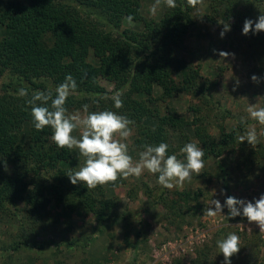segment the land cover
I'll list each match as a JSON object with an SVG mask.
<instances>
[{"label":"rangeland","instance_id":"obj_1","mask_svg":"<svg viewBox=\"0 0 264 264\" xmlns=\"http://www.w3.org/2000/svg\"><path fill=\"white\" fill-rule=\"evenodd\" d=\"M9 1L22 5L29 2L0 0V11ZM154 2L142 0V11L145 17L160 20L167 6L162 4L153 15L150 8ZM210 13L204 0L193 7L195 24L183 45L176 49L177 58L200 66L201 75L211 83L210 90L181 93L163 100L162 89L156 86V100L141 94L134 98L142 100L148 109L158 110L161 116L172 113L181 119L178 128L166 129L169 155L184 159L180 149L188 142L201 146L204 157L210 149L209 141L217 142L221 152L203 158L202 173L193 174L183 188L164 189L157 183V175L145 171L138 178L120 179L115 184L89 189L96 201L109 205L106 209L109 217L104 224L86 210H70L55 203L49 207L50 216L36 221L27 214L25 205L20 204L11 213L0 216V264H224L216 241L230 232L240 238V251L231 257V264H264V232L255 223L250 224L242 215L228 217L226 207L222 215H204L212 200L223 205L227 196H233L254 203L264 194V125L248 118L246 111L252 104L264 106V79L260 83L251 80L253 75L264 77V48L254 54L249 49V34L234 32L222 20L218 25L206 23L205 17ZM224 24L230 25V31L221 38ZM125 29L145 31L141 22L129 24L127 20L121 30L112 31L121 37ZM220 51L234 56L221 57ZM89 61L99 67L98 59L94 61L92 57ZM92 79L83 73L79 75L75 79L78 87L74 95L89 104L90 111L105 110L94 101L111 97L118 90L110 77L98 70L94 76L97 89L105 92L90 93L94 92ZM10 81V75L6 74L0 81V92ZM128 89L126 86L121 91L124 94ZM103 101L111 105V99ZM124 115L135 121L133 135L127 143L129 153L138 159L143 146L151 145L145 142L146 128L155 129L157 119L148 117L141 123L129 114ZM241 118H245V124H241ZM247 124H254L260 137L254 147L247 141L240 143L239 139L225 144L221 141L233 130L238 131L239 137ZM28 131L26 124L21 135L24 144L29 140ZM83 163V157L73 149L71 160L60 167L78 171Z\"/></svg>","mask_w":264,"mask_h":264},{"label":"trees","instance_id":"obj_2","mask_svg":"<svg viewBox=\"0 0 264 264\" xmlns=\"http://www.w3.org/2000/svg\"><path fill=\"white\" fill-rule=\"evenodd\" d=\"M204 1L211 9L205 22L218 25L222 20L229 23L234 32H242L246 19L255 22L264 15V0ZM192 10L187 0H176L175 8L167 7L163 18L155 20L144 16L142 0L6 3L0 11V27L3 28L0 81L9 74L11 83L5 84L0 92V216L24 204L27 214L41 221L51 215L49 207L55 203L57 207L70 210H86L101 223H106L108 203L96 201L83 183L69 186L67 174L74 171L60 167L61 163L71 160L72 150L58 148L51 141L50 128L35 130L30 108L17 93L22 87H27L29 92L55 87L66 75L71 74L77 80L83 73L93 77L94 92L90 93L102 94L105 90L97 89L98 82L94 79L96 72L101 70L118 91L126 86L129 89L123 94L122 109H114L112 100L107 106L103 99L96 100L100 108L129 114L141 123L145 118H156L155 129L145 127V142L151 145L166 143V129L178 128L181 119L172 113L161 116L158 110L148 109L134 95H146L154 101L156 86L162 89L163 100L181 93L210 90L211 83L201 75L200 66L188 64L176 56V49L183 45L195 24ZM129 15L133 22H141L145 31L125 29L121 37L116 36L112 29L121 30ZM249 38L251 52L255 54L259 48H264L263 31L256 34L250 31ZM92 57L100 61L99 67L89 61ZM83 104L72 95L66 107L70 112ZM26 124L29 140L24 144L21 135ZM237 139L238 131L233 130L221 141L225 144ZM208 147L204 158L221 152L217 142L209 141Z\"/></svg>","mask_w":264,"mask_h":264},{"label":"clouds","instance_id":"obj_3","mask_svg":"<svg viewBox=\"0 0 264 264\" xmlns=\"http://www.w3.org/2000/svg\"><path fill=\"white\" fill-rule=\"evenodd\" d=\"M187 3L195 7L201 0H187ZM162 4L175 8L176 0H155L150 8L151 13L155 15ZM126 20L131 24L133 17L129 15ZM228 31L230 25L224 24L220 37L223 38ZM250 31L253 34L264 31V15H260L255 22L251 19L244 21L242 34L247 35ZM219 55L224 58L234 56L223 51H220ZM261 79L264 77H251L255 83H260ZM77 87L74 77L68 74L64 81L55 87L49 86L45 90L31 92L27 87H22L17 93L30 108L35 130L50 128L51 141L58 148L75 149L83 157V166L78 171L67 174L72 184L83 183L87 189H94L97 186L115 184L120 179L138 178L147 171L158 176L157 183L162 188L172 190L183 188L186 181H191L193 174L199 176L202 173L204 150L195 142H188L180 149L184 159H179L176 154L169 155V145L164 142L158 145H144L143 150L138 153V159H134L129 153L127 141L133 135L135 121L118 111H90V105L87 103L83 104L81 109L69 112L66 103L68 98L75 94ZM102 98L111 99L117 110L124 106L122 91ZM94 103L98 107V101ZM246 111L248 118L264 125V106L257 107L252 104ZM245 123V118H241V124ZM74 133H78V136ZM238 139L240 143L247 141L253 147L260 142L254 124H247L246 130ZM210 205L204 210L205 216L222 215L226 207L228 217L242 215L250 224L255 223L259 230L264 232V194L254 203L227 196L223 205L219 200H212ZM216 246L224 257V264H231V257L240 251V238L236 233L230 232L226 237L217 240Z\"/></svg>","mask_w":264,"mask_h":264}]
</instances>
